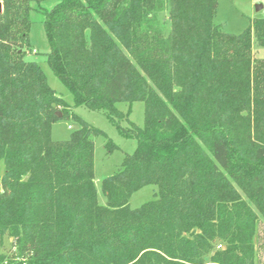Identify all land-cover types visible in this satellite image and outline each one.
Listing matches in <instances>:
<instances>
[{
	"label": "trees",
	"instance_id": "1",
	"mask_svg": "<svg viewBox=\"0 0 264 264\" xmlns=\"http://www.w3.org/2000/svg\"><path fill=\"white\" fill-rule=\"evenodd\" d=\"M43 1L0 0V264H263L264 19L230 34L217 0ZM32 10L72 106L24 58ZM121 102L143 103L142 128L119 127ZM78 106L136 141L103 204ZM57 112L79 123L64 142Z\"/></svg>",
	"mask_w": 264,
	"mask_h": 264
},
{
	"label": "rangeland",
	"instance_id": "2",
	"mask_svg": "<svg viewBox=\"0 0 264 264\" xmlns=\"http://www.w3.org/2000/svg\"><path fill=\"white\" fill-rule=\"evenodd\" d=\"M59 0H45L41 6L51 9ZM35 8V5H32ZM257 7H260L257 10ZM264 19V0H217L215 22L230 34H238L253 24L255 20ZM29 46L25 49V60L37 63L43 71L48 86L59 96L66 105L72 106V96L63 84L54 76L46 62L49 46L42 25V16L38 11L30 12ZM256 58L264 57V48H253ZM116 108L124 118L119 121L123 130L132 126L142 128L144 121V105L142 102L118 103ZM128 110L129 114H128ZM74 114L101 134L92 136L94 142V183L98 190L99 202L105 199L100 194V182L112 175L121 165L124 157L134 152L136 141L126 137L121 130L106 116L103 111L90 110L84 106L71 107L70 114ZM79 129V123L71 116L58 118L51 127V138L55 142L69 139L70 133ZM157 188L145 186L130 197L128 205L135 209L142 204L155 199ZM257 243L264 246V220L260 218L257 228ZM264 253V250H263ZM264 262V261H262ZM264 264V263H263Z\"/></svg>",
	"mask_w": 264,
	"mask_h": 264
},
{
	"label": "water",
	"instance_id": "3",
	"mask_svg": "<svg viewBox=\"0 0 264 264\" xmlns=\"http://www.w3.org/2000/svg\"><path fill=\"white\" fill-rule=\"evenodd\" d=\"M259 8H260V7H257V10H258ZM0 12H1V5H0ZM56 115H57V117H59V118L61 117V113H60V112H57Z\"/></svg>",
	"mask_w": 264,
	"mask_h": 264
}]
</instances>
